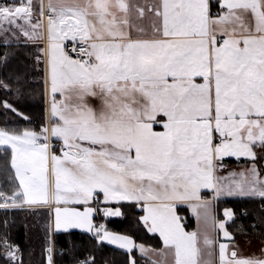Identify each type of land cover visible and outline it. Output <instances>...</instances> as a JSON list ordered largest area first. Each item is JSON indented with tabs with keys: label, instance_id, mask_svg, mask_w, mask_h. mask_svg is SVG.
<instances>
[{
	"label": "snow or ice",
	"instance_id": "obj_1",
	"mask_svg": "<svg viewBox=\"0 0 264 264\" xmlns=\"http://www.w3.org/2000/svg\"><path fill=\"white\" fill-rule=\"evenodd\" d=\"M216 4L213 14L210 0L0 2L4 44L20 35L46 41L36 63L45 65L50 103L39 131L8 120L0 126V146L11 152L0 208L46 205L56 230L86 229L128 250L129 264H137L136 248L156 256L153 264H264V249L244 255L232 242L226 223L234 210L224 208L219 219L213 206L221 196L264 199V174L255 163L264 156L254 150L264 151V0ZM23 78L14 77L18 96ZM12 85L11 78L0 80L6 91ZM0 107L29 119L7 97ZM229 156L253 163L218 176ZM202 189L212 196L202 197ZM113 201L135 202L163 248L97 226V212L121 210L89 205ZM181 205L195 214L196 230L185 229ZM2 244L15 261L17 246ZM47 252L53 264L52 248Z\"/></svg>",
	"mask_w": 264,
	"mask_h": 264
},
{
	"label": "trees",
	"instance_id": "obj_2",
	"mask_svg": "<svg viewBox=\"0 0 264 264\" xmlns=\"http://www.w3.org/2000/svg\"><path fill=\"white\" fill-rule=\"evenodd\" d=\"M35 49L32 45L0 44V80L13 79V91L0 87V101L5 97L14 103L29 119L5 112L0 107V126L5 120L9 126L35 128L39 131L45 125V96L43 80V62L36 63ZM7 53V56L5 55ZM41 55V53H40ZM6 61V62H5ZM23 75L22 93L18 96L14 82L15 75ZM10 169V154L7 148L0 147V190L7 187L5 176ZM264 199H243L223 201L220 206L234 210L235 216L227 226L254 234L264 241ZM220 207V208H221ZM183 225L192 229L193 219L185 208H178ZM140 211L135 206L124 205L120 218L108 219L105 224L110 231L132 236L135 242H140L155 248L161 246V240L156 234L149 233L139 220ZM49 217L40 210L13 208L0 210V264H47L46 255L50 242L53 243L55 264H71L74 256H93L96 264H129V252L97 241L92 233L81 231L55 232L50 234ZM255 225V227H253ZM7 240L17 246L18 257L15 261L5 255L2 241ZM131 256L137 264H153L138 255L135 250Z\"/></svg>",
	"mask_w": 264,
	"mask_h": 264
},
{
	"label": "crops",
	"instance_id": "obj_3",
	"mask_svg": "<svg viewBox=\"0 0 264 264\" xmlns=\"http://www.w3.org/2000/svg\"><path fill=\"white\" fill-rule=\"evenodd\" d=\"M0 2H3V0H0ZM9 3H11V0H8ZM39 0H34V3H38ZM45 2H47V0H45ZM211 2V12L213 14H215L217 11H218V7H217V4H216V0H210ZM143 25L145 27H148L149 24H150V18H145L144 21H142ZM2 40V39H1ZM0 40V44H4L3 41ZM9 44H19V45H32V46H36L37 47V50H39L40 52V48L42 47H45L46 46V41L44 40H28L26 37H23L22 35L19 36V42H17V40L15 38H13ZM7 44V45H9ZM6 45V44H4ZM44 63H43V68H42V71H43V80L45 78V72H44ZM45 83H44V96H45V125H47L48 121H47V112H48V109L50 107V103H49V98L48 96L46 95L45 93ZM57 99H59V96H57ZM93 104H98L99 101L98 100H95V99H92L91 101ZM52 143H56L58 144L53 150L56 151L57 153H59V150H60V141L56 140V139H53L52 140ZM2 147V146H0ZM232 158V156H229V157H225L223 158V164L224 165H229V167H233L231 164H230V160ZM235 158V157H234ZM227 159V160H226ZM246 163H248L246 161ZM243 165V163H242ZM227 167V166H225ZM224 169H227L225 168ZM223 169V170H224ZM230 169V168H229ZM223 170H218L217 171V175L218 176H227L228 173H225L223 174ZM201 195L202 197L204 198H209L212 196V192L210 190H207V189H202L201 190ZM243 199H258L260 200L261 198L260 197H241V196H221L220 198H218L216 201L213 202V206H214V212L215 214L218 216L219 219L223 218L224 219V216L222 215V211L224 208H229V207H226V206H223L221 207L220 204L223 202V201H229V200H243ZM101 201H102V195H101ZM124 205H131V206H135L136 210L137 211H140L141 213V216L144 215L143 211L137 206V204L135 202H130V201H121V202H108V203H100V205H96L95 203L93 204H90L89 206L91 207H99V208H104V207H111V208H120L121 210V213H122V207ZM73 206H78V207H83L82 205H73ZM221 207V208H220ZM23 208H26L28 210H40V211H43V212H46V214L48 215L49 217V229H50V234H53L55 232H68V231H81V232H87V233H90L88 232L86 229H78V228H72V229H68V230H56L55 227H54V217L51 215V210L46 206V205H41V206H36V207H23ZM178 208H185L189 215L192 217L193 219V227L192 229L188 230V231H192V230H196L197 229V219H196V216L195 214L187 207V205H181V206H178ZM1 209V208H0ZM98 213V212H97ZM96 213V214H97ZM96 214L94 215L93 217V222L95 223V221H98L100 224H103L106 228V230L110 231L105 222L106 220L108 219H114V218H120L122 215L120 216H108V217H105L104 215L100 218H96ZM177 214L179 215V213L177 212ZM180 216V215H179ZM231 221V220H230ZM230 221H228L226 224H228ZM142 222V221H141ZM182 222V220H181ZM143 224V222H142ZM183 224V222H182ZM144 225V224H143ZM144 227L146 228L147 230V227L144 225ZM228 228V226H226ZM186 229V228H185ZM187 230V229H186ZM148 231V230H147ZM110 232H114V231H110ZM117 233V232H116ZM151 233V232H149ZM232 233V232H231ZM93 234V233H92ZM121 234V233H120ZM151 234H156L160 240H161V246L159 248H155V247H152V246H149V245H145L143 243H140V242H135L136 244H143L146 248H149V249H161L163 248V241H162V238L159 236V233H151ZM233 234V237H234V243H236V236H235V233H232ZM220 240L222 242H226V243H231L230 241L228 240H223L220 236ZM103 243H106V244H109V245H113L111 244L109 241H101ZM251 243L250 246L247 247V250L246 251H241L242 254L244 255H252V254H256V255H259L260 254V251L261 249H264V242L260 241V240H251L250 241ZM238 244V243H236ZM115 247H118V248H121L119 245H113ZM122 249V248H121ZM126 250V249H124ZM136 251V253L144 258H146L148 261L150 262H153V260L157 259L156 256H154L151 252H149L147 255H142L141 252L139 251L138 248L134 249ZM128 251V250H127Z\"/></svg>",
	"mask_w": 264,
	"mask_h": 264
},
{
	"label": "rangeland",
	"instance_id": "obj_4",
	"mask_svg": "<svg viewBox=\"0 0 264 264\" xmlns=\"http://www.w3.org/2000/svg\"><path fill=\"white\" fill-rule=\"evenodd\" d=\"M0 40L3 41V36L2 35H0ZM34 52H35V54L37 56L40 55L39 50L35 49ZM2 147L3 148H7L9 150V154L11 156L10 148H8L7 146H2ZM254 150L258 153L259 156H264V151H262L259 146H257ZM228 161H230V164L233 163V164H231L233 167H231V166L229 167V165H225V166H227V167H225L227 169L223 170V172H222L223 174L229 173V172H233V171L239 172V171H241V170H243V169H245L247 167H250L251 164L253 163V161L250 158H245V157H240V158L232 157ZM246 161L248 163H246ZM242 163H243V165H242ZM255 163L260 167L261 173L264 174V159H257L255 161ZM0 210H6V209L1 208ZM222 215H223V211H222ZM221 219H223V218H221ZM226 226H227V224H226ZM228 230L230 232H232V233H235L236 241H237L236 243H238V245L240 246V251H246L247 247L250 246L249 243H251L250 242L251 240H257V241L260 240V241H262L261 239H259V237L257 235L249 234V233H247L245 231H241L240 229H237V228H235L233 230L232 229L230 230V228H228ZM221 238L223 240H226L222 235H221ZM51 241L52 240L50 239L48 248L51 247L52 248V253L55 254V249H54L53 243ZM262 242H264V241H262ZM16 255H17V257L19 256L17 252H16ZM74 262H75V256H74L73 261H72L71 264H74ZM46 263L48 264V252H47V255H46Z\"/></svg>",
	"mask_w": 264,
	"mask_h": 264
},
{
	"label": "built area",
	"instance_id": "obj_5",
	"mask_svg": "<svg viewBox=\"0 0 264 264\" xmlns=\"http://www.w3.org/2000/svg\"><path fill=\"white\" fill-rule=\"evenodd\" d=\"M66 43H68V42H66ZM68 47L70 48L71 47V44L70 43H68ZM54 145H58V144H56V143H53ZM97 205V204H96ZM100 205V204H99ZM103 216V213L102 212H98L97 214H96V218H100V217H102ZM95 224L97 225V226H99L100 225V223L98 222V221H95ZM85 257H82V256H79V255H76L75 256V260H77V259H80V260H82V259H84ZM52 259H53V264H55L54 263V254L52 253ZM74 264H75V262H74Z\"/></svg>",
	"mask_w": 264,
	"mask_h": 264
}]
</instances>
